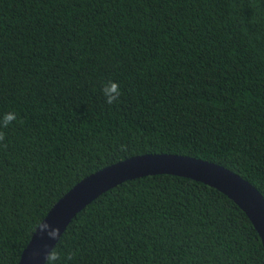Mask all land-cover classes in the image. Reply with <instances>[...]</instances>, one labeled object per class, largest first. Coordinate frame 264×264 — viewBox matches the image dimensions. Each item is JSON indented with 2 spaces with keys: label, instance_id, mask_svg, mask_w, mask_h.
Segmentation results:
<instances>
[{
  "label": "trees",
  "instance_id": "trees-1",
  "mask_svg": "<svg viewBox=\"0 0 264 264\" xmlns=\"http://www.w3.org/2000/svg\"><path fill=\"white\" fill-rule=\"evenodd\" d=\"M13 111L0 128V264H19L33 225L80 181L131 157L215 163L264 198V0H0V116ZM55 248L75 253L66 264L264 257L232 200L168 174L102 193Z\"/></svg>",
  "mask_w": 264,
  "mask_h": 264
},
{
  "label": "water",
  "instance_id": "water-1",
  "mask_svg": "<svg viewBox=\"0 0 264 264\" xmlns=\"http://www.w3.org/2000/svg\"><path fill=\"white\" fill-rule=\"evenodd\" d=\"M160 174L201 182L227 196L251 221L261 239L264 251V198L260 192L235 172L189 156L147 154L107 166L74 186L54 205L44 221L58 227L61 237L76 213L102 193L128 180ZM59 239H41L33 234L22 252L19 264H44L46 251L54 247ZM34 253H37L35 257Z\"/></svg>",
  "mask_w": 264,
  "mask_h": 264
},
{
  "label": "clouds",
  "instance_id": "clouds-1",
  "mask_svg": "<svg viewBox=\"0 0 264 264\" xmlns=\"http://www.w3.org/2000/svg\"><path fill=\"white\" fill-rule=\"evenodd\" d=\"M101 94L104 97L105 103L108 105H114L119 102L122 92L120 84L116 81L109 80L101 87ZM17 121V114L13 112L4 113L0 116V128H8L10 125ZM5 134L0 131V149H6L8 147L5 143ZM123 149V146H121ZM32 231L41 239L57 240L60 238V230L58 227H53L46 221H38L33 225ZM37 253L33 254L35 257ZM75 253L69 252L64 254L58 251L55 246L47 250L44 255V264H66L68 261L74 259Z\"/></svg>",
  "mask_w": 264,
  "mask_h": 264
}]
</instances>
